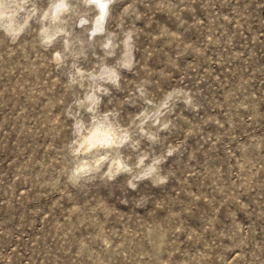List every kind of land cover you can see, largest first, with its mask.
Segmentation results:
<instances>
[{"label":"rangeland","instance_id":"1","mask_svg":"<svg viewBox=\"0 0 264 264\" xmlns=\"http://www.w3.org/2000/svg\"><path fill=\"white\" fill-rule=\"evenodd\" d=\"M111 13L108 31L135 33L134 67L101 110L127 124L141 84L197 105L177 104L160 142H142L172 152L168 180L69 184L60 45L40 47L35 23L16 43L0 33V264H264V0H115ZM89 48L86 69L103 55Z\"/></svg>","mask_w":264,"mask_h":264},{"label":"clouds","instance_id":"2","mask_svg":"<svg viewBox=\"0 0 264 264\" xmlns=\"http://www.w3.org/2000/svg\"><path fill=\"white\" fill-rule=\"evenodd\" d=\"M114 3L115 0H47L42 8L37 0H0V33L16 43L35 23L39 26L40 47L60 45L55 63L57 68L66 69L67 91L72 97L65 107V116L72 121V139L65 149L69 184L76 186L97 177L111 181L124 174L129 177L131 189L144 179L159 186L168 180L161 175L160 165L172 152L144 155L142 142H160V133L172 126L168 117L177 104L193 111L197 105L193 95L183 88H173L157 100L141 84L135 97L126 102L135 105L139 101L143 107L127 124L120 122L118 110H101L104 98L110 97L113 89H121V70L131 71L134 67L135 33L123 29L111 32L106 27ZM76 28L81 29L79 34ZM97 37L101 38L98 42ZM90 45H97L103 55L96 56L94 66L86 69L81 61L88 59ZM118 49H122L119 56ZM91 51L95 55V49ZM111 58H116L113 64L107 62Z\"/></svg>","mask_w":264,"mask_h":264}]
</instances>
